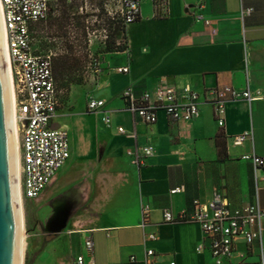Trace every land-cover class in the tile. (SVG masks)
<instances>
[{"label":"crops","instance_id":"obj_1","mask_svg":"<svg viewBox=\"0 0 264 264\" xmlns=\"http://www.w3.org/2000/svg\"><path fill=\"white\" fill-rule=\"evenodd\" d=\"M125 35L127 49L104 54L100 74L85 85L78 102L56 108L50 126L67 132L70 155L53 179L59 177L57 189L49 190L52 181L41 196L69 190V178L79 167L100 172L104 166L111 179V192L94 197V213L83 217L86 227L74 232L76 250L69 264H77V257L82 264H145L147 249L154 252L152 264H213L197 224L165 223L162 215L165 210L174 216L189 214L194 200L206 203L214 195L233 207L254 201V178L263 171L241 156L254 152L264 157V0H167L160 13L145 0L139 19L126 26ZM119 67H128V72L118 73ZM163 86L173 87L179 97L184 89L200 94L223 86L248 89L253 100L227 101L222 127L208 103L199 104L198 115L189 122L171 121L160 111L154 124H144L126 110L121 98L126 88L139 98ZM90 99L104 101L110 125L102 123V112L87 111ZM93 114L100 127L86 123ZM245 132L251 138L234 146L231 138ZM147 146L153 155L135 165L128 152ZM69 163V171L61 173ZM258 186L256 198L264 213V184ZM178 187L180 193H170ZM143 205L149 207L146 225ZM261 224L264 263V216ZM147 233H154L156 240L143 242ZM87 239L91 251L85 247ZM200 244L204 248L198 253ZM238 249L244 251V246L239 243ZM253 258L246 263H256Z\"/></svg>","mask_w":264,"mask_h":264},{"label":"built area","instance_id":"obj_2","mask_svg":"<svg viewBox=\"0 0 264 264\" xmlns=\"http://www.w3.org/2000/svg\"><path fill=\"white\" fill-rule=\"evenodd\" d=\"M145 0H122L120 17L122 24L134 23L139 17V6ZM155 11L165 8L167 0H149ZM0 11L3 25L5 46L11 68L13 81V111L20 134L19 141V191L23 199H37L46 187L53 181L58 171L69 158L68 134L62 129L50 126L55 117L57 98L51 72L50 51L35 53L31 31L35 24L45 22L48 14V0H0ZM250 11L245 10L248 14ZM205 24H209L205 21ZM97 63L95 73L100 71ZM118 73H127L128 67L116 68ZM126 103V110L144 124H154L157 113L162 111L171 121L189 122L198 115V106L208 103L219 127L224 123L225 104L227 101L243 100L251 102L248 89L239 91L228 86L210 89L202 94L184 89L179 97L177 91L171 86L157 87L151 92H144L139 98L133 97L132 89L126 88L121 93ZM182 100V101H180ZM104 101L90 99L87 102V111L91 113L102 112L101 121L110 125L111 119L103 111ZM117 131L123 133L122 128ZM251 138L250 132L231 138L234 146L241 145ZM154 153L152 147L147 146L141 150L129 151L135 165L143 164L145 158ZM241 160L251 164L254 169L262 170V177L254 178V201L241 207H233L220 195H214L206 203L198 200L192 202L189 214L174 216L170 211L163 212L165 223H194L202 232L213 264H251L246 261L252 256L257 262L263 263L262 247V218L264 213L259 208L256 192L260 183L264 184V157L254 152L241 156ZM181 187L170 191L171 194L180 193ZM149 207L141 208L143 225L148 220ZM154 233L144 235L143 242L155 241ZM241 243L244 251L238 249ZM88 251L92 250L90 239L85 241ZM204 244L197 246L200 253ZM154 256L151 249L145 252V264H152L150 259ZM134 263V258L129 259ZM77 264H82V257H77ZM174 264V263H171Z\"/></svg>","mask_w":264,"mask_h":264},{"label":"rangeland","instance_id":"obj_3","mask_svg":"<svg viewBox=\"0 0 264 264\" xmlns=\"http://www.w3.org/2000/svg\"><path fill=\"white\" fill-rule=\"evenodd\" d=\"M151 2V1H150ZM167 2V1H166ZM53 1L48 0V4L53 5ZM94 2L85 0L83 10L78 9V15L88 14L85 17V25L88 26L86 46L83 44L75 47L76 56H85L86 68L83 73V81L81 84H70L65 86L57 81H54V88L58 107H73L80 99V95H84L87 87L86 84L93 83L95 78L100 74L95 73L97 63H102L106 43L108 42V32L103 28V20L96 17L98 9ZM166 6V3H165ZM112 5L107 2L104 5L106 11H110ZM115 12L120 14L121 4L117 2L113 7ZM145 10L149 6L144 7ZM154 10V9H153ZM159 9V13L164 11ZM155 13L157 11L154 10ZM97 25L96 29L93 24ZM133 29L137 26H132ZM49 30L46 25L35 24L31 31L33 50L35 53L50 51L53 57L62 53L61 41L52 40L48 37ZM43 44L46 45L43 47ZM116 44L122 45L123 38L120 34L116 38ZM101 70V66H100ZM71 92L74 94L72 98L73 104L69 98ZM72 105V106H71ZM86 123L90 126L100 127L99 118L96 114L89 115L86 118ZM20 141V134H18ZM19 148V147H18ZM20 164V161H19ZM101 165V163H99ZM70 163L61 171H69ZM100 172H96V168L79 167L76 169L74 176L69 178V190L61 195H52L46 197L47 193L36 200H24L20 196L21 215L23 219L24 229V250L22 256V264H69L72 260L71 251H75L73 237L78 232L86 227L85 222L91 213H94L92 204L94 197L96 199L103 198L105 191L111 192L113 185L110 184L109 178L104 174L103 168ZM95 174H97L96 177ZM59 177L53 181L49 190L55 191L59 186ZM117 182V180H115ZM72 185V186H71ZM47 188L44 190L47 192ZM49 192V191H48ZM92 204V205H91ZM82 216V219H79ZM255 261L256 258H253Z\"/></svg>","mask_w":264,"mask_h":264},{"label":"trees","instance_id":"obj_4","mask_svg":"<svg viewBox=\"0 0 264 264\" xmlns=\"http://www.w3.org/2000/svg\"><path fill=\"white\" fill-rule=\"evenodd\" d=\"M53 5L48 4L49 14L45 22L38 23L46 25L49 30L48 37L52 40L61 41L62 53L51 59V72L53 82L57 81L65 86L70 84L79 85L83 81V73L86 68L85 56H76L75 47L82 44L87 45L88 26L85 25V17L88 14L78 15V9L83 10L85 0H51ZM98 9L96 17L103 20V28L108 32V42L104 53L123 52L127 49L126 27L122 24L120 14L112 8L122 0H90ZM109 2L112 7L110 11L104 9ZM139 19V17H138ZM137 19V20H138ZM136 20V21H137ZM135 21V22H136ZM94 23L92 29H96ZM122 35L123 44L117 45L116 38ZM46 46L43 44V47Z\"/></svg>","mask_w":264,"mask_h":264},{"label":"water","instance_id":"obj_5","mask_svg":"<svg viewBox=\"0 0 264 264\" xmlns=\"http://www.w3.org/2000/svg\"><path fill=\"white\" fill-rule=\"evenodd\" d=\"M11 100L0 23V264H19V210L13 184Z\"/></svg>","mask_w":264,"mask_h":264},{"label":"bare ground","instance_id":"obj_6","mask_svg":"<svg viewBox=\"0 0 264 264\" xmlns=\"http://www.w3.org/2000/svg\"><path fill=\"white\" fill-rule=\"evenodd\" d=\"M0 23L2 28L3 34V25L1 19V11H0ZM3 51H4V61L7 73V80H8V87L10 93V100H11V111H10V127H11V135H12V143H13V184L16 192V204L19 210V227L22 233V237L19 239V264H22V256H23V248H24V229H23V219L21 215V207H20V191H19V140H18V133L16 122L14 118V111H13V81L11 77V68L9 64V58L5 46L4 34H3Z\"/></svg>","mask_w":264,"mask_h":264}]
</instances>
